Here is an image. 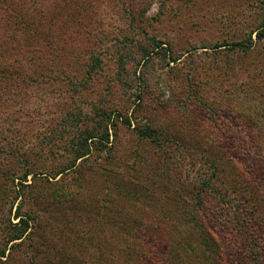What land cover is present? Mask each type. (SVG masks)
<instances>
[{
    "label": "rangeland",
    "instance_id": "obj_1",
    "mask_svg": "<svg viewBox=\"0 0 264 264\" xmlns=\"http://www.w3.org/2000/svg\"><path fill=\"white\" fill-rule=\"evenodd\" d=\"M263 16L264 0H0V264H205L194 220L224 264L264 256ZM110 111L131 125L60 172ZM17 206L34 232L9 242Z\"/></svg>",
    "mask_w": 264,
    "mask_h": 264
},
{
    "label": "trees",
    "instance_id": "obj_2",
    "mask_svg": "<svg viewBox=\"0 0 264 264\" xmlns=\"http://www.w3.org/2000/svg\"><path fill=\"white\" fill-rule=\"evenodd\" d=\"M7 8H8V6L5 7V9H7ZM13 12H15V11H13ZM24 16L25 15L20 16L21 24L26 23V19L24 18ZM260 22L261 23L259 24V27H257L254 30V32H256L255 38L259 39V40L264 39V16ZM253 42H254V40L252 38V33H250V35L248 36V40L234 42L232 44V48H234V49L239 48L241 50H246L252 45ZM215 46L221 47L223 45L217 44ZM33 53H34V50L32 52V58H33ZM22 55H25V53L22 52ZM148 56H150V55H148ZM3 59H7L6 56L0 55V60L3 61ZM173 60L175 61V59H173ZM97 66H98V70H99V68H101V66H99V65H97ZM95 69H96V67H95ZM1 72H2V70H0V73ZM136 97L140 98V96L138 94L136 95ZM103 115H104L103 119L97 122V125H96L97 129L95 127V129H96L95 132L93 131L94 129H90V131L83 133L84 135H83L82 139L80 140L77 149H75V151H74V156H73L72 163H71L70 167H65L60 172H66L71 167H75V164H76L78 159H82L84 161H87L88 158L90 157V154H92V152H94V150H99L102 147L107 149L106 143L109 142V137H110L109 130L112 127L113 128L116 127V124H117L116 120L121 118V121L123 123H125L127 126L131 125V121H130L129 117H127V116L122 117L117 113L115 115L116 118L115 117L113 118V115H114L113 111L103 112ZM135 130H137V133L140 137L150 138L153 141L158 140V136L156 134V129L154 127H152L151 125H144L143 127L137 128ZM215 170H216V168H215ZM23 176H24L23 179H25L27 177L25 174H23ZM20 185H22V183ZM245 200H248V198ZM201 202H202L201 196H198L197 197V203L200 204ZM20 210H21L20 206H17L15 214H14L15 218H18V222L16 224H14V226L17 228L18 232H17V234H15L11 238H9V242H12V241H15L18 239L20 240L19 242H21L26 237H29L34 232L32 221L35 220V217H33L31 215V213H27V215H23L22 213H20L21 212ZM255 212H259V210L256 209ZM192 224H193V228H195L198 231L199 236H200L199 243H198L197 247H201V251L203 252L202 254H204V258L206 260L205 264H222L223 262L219 258V251H218L219 245L215 241L216 238L212 234H210L208 231L204 230V226L199 224L197 221L194 220ZM237 230H239V229L236 228L233 232L237 233ZM256 231L257 230H255V232ZM253 233H254V231H253ZM254 241H255V243L252 244L253 248L257 247V246H261L263 248L264 247L263 233H259L256 236V238L254 239ZM16 245H20V243H17ZM195 249L196 248H190L189 247L187 250H189V252L192 253V251L193 252L196 251ZM253 252H254L253 253L254 258L252 259V264H264V256L262 255L260 250L258 251V253L256 251H253ZM0 256L5 257V251L4 250L0 251ZM4 261L5 260L0 259V263H2Z\"/></svg>",
    "mask_w": 264,
    "mask_h": 264
}]
</instances>
